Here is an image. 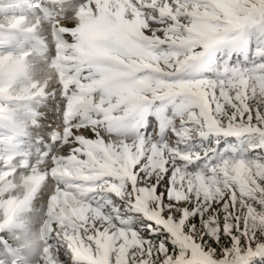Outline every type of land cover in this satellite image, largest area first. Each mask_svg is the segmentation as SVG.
I'll return each instance as SVG.
<instances>
[{
  "label": "snow or ice",
  "instance_id": "6c2138e0",
  "mask_svg": "<svg viewBox=\"0 0 264 264\" xmlns=\"http://www.w3.org/2000/svg\"><path fill=\"white\" fill-rule=\"evenodd\" d=\"M50 6L56 133L0 164V264L12 227L31 264L264 260V0Z\"/></svg>",
  "mask_w": 264,
  "mask_h": 264
},
{
  "label": "clouds",
  "instance_id": "9594fccd",
  "mask_svg": "<svg viewBox=\"0 0 264 264\" xmlns=\"http://www.w3.org/2000/svg\"><path fill=\"white\" fill-rule=\"evenodd\" d=\"M8 43V33L0 39V46ZM30 52L9 51L0 55V118L10 119L9 102L24 99L32 93V86L43 85L42 81H37L35 62L30 60ZM45 80L48 82L56 76L52 65L45 70ZM19 183V181L17 182ZM31 224V217H22ZM28 240L40 243L39 234L30 232Z\"/></svg>",
  "mask_w": 264,
  "mask_h": 264
},
{
  "label": "trees",
  "instance_id": "16d2710c",
  "mask_svg": "<svg viewBox=\"0 0 264 264\" xmlns=\"http://www.w3.org/2000/svg\"><path fill=\"white\" fill-rule=\"evenodd\" d=\"M6 2L8 4H11L14 8V10H18L20 15L18 18L23 17L24 18V22L17 28H19V30H23L25 29L28 25V17L25 16V13L30 10V13L32 14H37V12L35 11V9H33L31 7V2L29 0H6ZM6 15V20L8 22H4L2 20H0V22H2L5 25H9V21L14 19V17L7 12H3L0 10V17L3 15ZM4 35V33L2 34V36ZM30 38L26 37V36H22V37H18V35L13 34V33H8V46L9 47H13V48H25L28 44H30ZM14 108V107H12ZM1 124L2 122H0V130H1ZM11 236L12 234H10L8 236V239L11 240Z\"/></svg>",
  "mask_w": 264,
  "mask_h": 264
},
{
  "label": "rangeland",
  "instance_id": "374dc122",
  "mask_svg": "<svg viewBox=\"0 0 264 264\" xmlns=\"http://www.w3.org/2000/svg\"><path fill=\"white\" fill-rule=\"evenodd\" d=\"M37 1H39V4H38L37 7H40V5H45V7L40 8V11L44 15V17L40 20V24L43 27V25H46L47 24L46 23V19H50L51 21H53V16L50 15V16L46 17L45 14H44V12H43V9L44 8H47V9L51 10V12H53V9L50 6L51 4L47 5L48 4L47 3L48 2L47 0H37ZM48 45H50V44H48ZM29 59L30 60H33L35 62V70H36V72H39L40 73V72L43 71V66H42L43 64L45 65L44 71L46 70V64L44 62H37V60L35 58H33V57H31ZM48 110H49V113H52L53 112V109L48 108ZM19 134H21V133H19ZM19 145L21 146V142L19 143ZM19 153L20 154L23 153V155H28L29 158L31 159V161L34 158L41 157L37 152H35L34 150H32L31 145H27L26 148L23 149V150L20 149V152Z\"/></svg>",
  "mask_w": 264,
  "mask_h": 264
},
{
  "label": "bare ground",
  "instance_id": "6f19581e",
  "mask_svg": "<svg viewBox=\"0 0 264 264\" xmlns=\"http://www.w3.org/2000/svg\"><path fill=\"white\" fill-rule=\"evenodd\" d=\"M58 2V1H57Z\"/></svg>",
  "mask_w": 264,
  "mask_h": 264
}]
</instances>
